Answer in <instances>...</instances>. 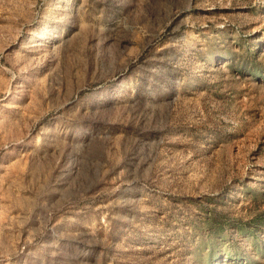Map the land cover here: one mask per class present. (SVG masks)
Listing matches in <instances>:
<instances>
[{"label":"rangeland","instance_id":"rangeland-1","mask_svg":"<svg viewBox=\"0 0 264 264\" xmlns=\"http://www.w3.org/2000/svg\"><path fill=\"white\" fill-rule=\"evenodd\" d=\"M0 264H264V0H0Z\"/></svg>","mask_w":264,"mask_h":264}]
</instances>
